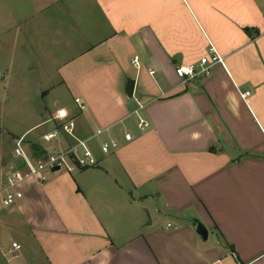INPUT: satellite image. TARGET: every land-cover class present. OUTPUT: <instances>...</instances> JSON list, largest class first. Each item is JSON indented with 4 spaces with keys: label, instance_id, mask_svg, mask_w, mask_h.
Listing matches in <instances>:
<instances>
[{
    "label": "crops",
    "instance_id": "1",
    "mask_svg": "<svg viewBox=\"0 0 264 264\" xmlns=\"http://www.w3.org/2000/svg\"><path fill=\"white\" fill-rule=\"evenodd\" d=\"M211 47L223 63L183 81ZM9 87L33 91L20 114ZM59 110L70 143L104 130L99 163L20 184L0 264H264V0H0V178L28 170L19 139L33 162L57 146Z\"/></svg>",
    "mask_w": 264,
    "mask_h": 264
},
{
    "label": "built area",
    "instance_id": "2",
    "mask_svg": "<svg viewBox=\"0 0 264 264\" xmlns=\"http://www.w3.org/2000/svg\"><path fill=\"white\" fill-rule=\"evenodd\" d=\"M138 62V57L133 59V63ZM218 63H223V57L211 47L209 55L202 57L197 64L181 65L178 67V73L183 81L192 79L198 76L207 75L212 67ZM155 74V71H151ZM249 91L243 93L248 95ZM80 110L85 108V104L80 98H75ZM51 120L58 121L59 124L45 135V140L48 142L57 141V146L51 150H47L44 156L33 162L27 154L23 138L19 139L15 147V156L23 159L28 167L27 171H15L5 177L0 178V211L14 205L24 197L23 191L20 189V184L28 178H34L40 186H44L49 181L48 173L53 171L55 167H59L56 171L65 170L66 172H74L77 170L97 166L99 161L89 145V141L94 138H101L104 130L98 129L94 136L89 139H76L75 143L69 142V137L74 136V121L65 110H59ZM146 122L141 120L139 127L143 129ZM125 142L133 139L131 133H126L123 137ZM121 145V140L118 137L104 138L100 141V148L103 153H110L118 149ZM171 226V223L168 224ZM22 245L18 241H12L9 247V253L13 257L19 255ZM0 254L6 256L2 246V237L0 229Z\"/></svg>",
    "mask_w": 264,
    "mask_h": 264
},
{
    "label": "rangeland",
    "instance_id": "3",
    "mask_svg": "<svg viewBox=\"0 0 264 264\" xmlns=\"http://www.w3.org/2000/svg\"><path fill=\"white\" fill-rule=\"evenodd\" d=\"M24 0H20V2H23ZM24 5V4H23ZM23 5H21V6H23ZM12 89H11V87H9L8 88V93L10 92V94H11V96H12V99H11V101L15 104V106L17 107V108H19V110H18V113L20 114V113H22V111L23 110H26L27 109V104H25V103H23V99L25 98V97H27V96H29V94L28 93H30V96L32 95L33 96V91L31 90V89H16V90H18V91H20V92H16V91H11ZM12 92V93H11ZM19 97V98H18ZM21 97V98H20ZM34 97H37V95H36V93L34 92ZM11 107H12V105H11ZM4 124H10V125H16V123H18V122H15V121H13V119L11 118V117H9L8 119L6 118L4 121ZM26 124V121L25 122H20V124H19V127H21L22 125H25ZM18 128V127H17ZM52 128V123H48L47 125H45L44 127H43V129L44 130H49V129H51ZM63 171H65V170H63Z\"/></svg>",
    "mask_w": 264,
    "mask_h": 264
},
{
    "label": "water",
    "instance_id": "4",
    "mask_svg": "<svg viewBox=\"0 0 264 264\" xmlns=\"http://www.w3.org/2000/svg\"><path fill=\"white\" fill-rule=\"evenodd\" d=\"M134 85H135V81L134 79H129L128 80V86H127V92L129 95H132L133 93V88H134ZM59 167H55L53 169V171H56L58 170ZM151 222V221H150ZM194 227L196 229V231L204 238L206 239L207 236H208V230L207 228L204 226V224L202 222H200L199 220H195L194 221Z\"/></svg>",
    "mask_w": 264,
    "mask_h": 264
}]
</instances>
